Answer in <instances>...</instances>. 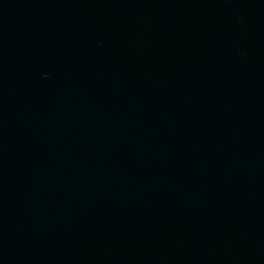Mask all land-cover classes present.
I'll use <instances>...</instances> for the list:
<instances>
[{"label":"water","instance_id":"95a60500","mask_svg":"<svg viewBox=\"0 0 264 264\" xmlns=\"http://www.w3.org/2000/svg\"><path fill=\"white\" fill-rule=\"evenodd\" d=\"M0 264H264V0H0Z\"/></svg>","mask_w":264,"mask_h":264}]
</instances>
